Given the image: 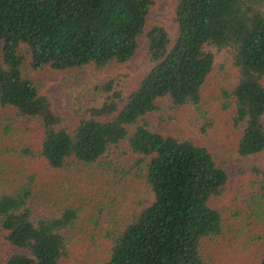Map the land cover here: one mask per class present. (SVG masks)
Here are the masks:
<instances>
[{
	"label": "trees",
	"instance_id": "16d2710c",
	"mask_svg": "<svg viewBox=\"0 0 264 264\" xmlns=\"http://www.w3.org/2000/svg\"><path fill=\"white\" fill-rule=\"evenodd\" d=\"M153 3L0 0V105L36 120L42 133L38 153L51 167L95 163L121 141L139 156L153 198L121 229L108 231L109 254L101 264H211L202 253L203 239L218 234L223 219L210 198L221 192L228 173L206 145L163 134L144 116L158 109L160 98L176 105L197 103L214 65V49H225L238 71L232 90L223 92L232 99L234 122L242 126L237 151L246 156L263 150L264 0H174L173 38L162 25L145 30ZM141 34L151 64L135 87L124 94L108 79L105 99L88 107L71 128L61 124L48 96L23 74L26 58L37 70L126 62ZM257 172L264 179V166ZM4 187L0 228L11 251L0 264H61L68 256L63 232L77 209L36 214L29 181ZM256 264H264V252Z\"/></svg>",
	"mask_w": 264,
	"mask_h": 264
},
{
	"label": "rangeland",
	"instance_id": "374dc122",
	"mask_svg": "<svg viewBox=\"0 0 264 264\" xmlns=\"http://www.w3.org/2000/svg\"><path fill=\"white\" fill-rule=\"evenodd\" d=\"M173 5L174 0H154L145 30L162 25L173 38L177 29ZM147 41L145 34L138 36L137 49L123 63L70 69L46 65L37 70L26 58L23 74L48 96L53 110L63 117L61 124L71 128L88 107L105 99L107 91L102 87L108 79L124 94L135 87L151 64ZM214 50V65L201 86L197 103L176 105L167 97L160 98L158 109L144 117L150 127L163 134L206 145L228 173L221 192L210 198L223 224L218 234L203 239L204 257L211 264H256L264 252V179L257 172L264 166V149L246 156L238 153L242 126L233 120L231 97L223 93L232 90L238 71L228 50ZM261 83L264 85V77ZM41 134L35 119L0 105V188L29 181L36 214L56 215L67 206L75 207L78 215L63 232L68 256L61 264H101L109 254L108 231L121 229L153 198L141 177L139 156L121 141L95 163L69 162L51 167L38 153ZM24 147L31 152H23ZM3 233L0 228L1 262L11 251Z\"/></svg>",
	"mask_w": 264,
	"mask_h": 264
}]
</instances>
